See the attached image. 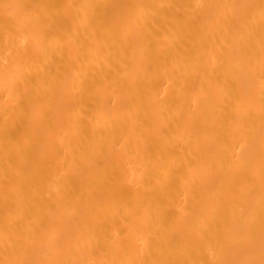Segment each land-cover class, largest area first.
I'll return each mask as SVG.
<instances>
[{
	"label": "bare ground",
	"instance_id": "obj_1",
	"mask_svg": "<svg viewBox=\"0 0 264 264\" xmlns=\"http://www.w3.org/2000/svg\"><path fill=\"white\" fill-rule=\"evenodd\" d=\"M0 264H264V0H0Z\"/></svg>",
	"mask_w": 264,
	"mask_h": 264
}]
</instances>
